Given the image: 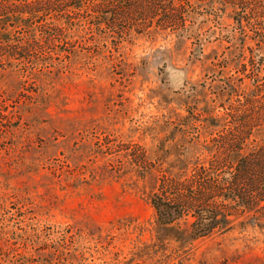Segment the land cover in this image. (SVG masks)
<instances>
[{
    "label": "rangeland",
    "instance_id": "374dc122",
    "mask_svg": "<svg viewBox=\"0 0 264 264\" xmlns=\"http://www.w3.org/2000/svg\"><path fill=\"white\" fill-rule=\"evenodd\" d=\"M263 81L264 0H0V264H264V221L181 239L151 202L264 141Z\"/></svg>",
    "mask_w": 264,
    "mask_h": 264
},
{
    "label": "trees",
    "instance_id": "16d2710c",
    "mask_svg": "<svg viewBox=\"0 0 264 264\" xmlns=\"http://www.w3.org/2000/svg\"><path fill=\"white\" fill-rule=\"evenodd\" d=\"M104 1L107 0H101ZM31 4L26 11L27 7L14 5L11 13L12 20L27 29L32 20L41 17L40 5L46 2ZM34 45L38 46V42ZM257 91L259 97L250 99L255 102L251 109L259 111L264 102V81L257 86ZM240 108L249 110L245 103ZM238 123L213 137L211 149L215 153L208 165L195 167L188 176L166 177L159 192L152 195L151 202L162 231H170L181 239H196L228 230L240 215L249 214L264 221V141L246 149L253 124L245 126L248 130L243 131ZM182 219L186 220V227L180 224Z\"/></svg>",
    "mask_w": 264,
    "mask_h": 264
}]
</instances>
